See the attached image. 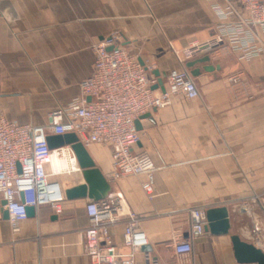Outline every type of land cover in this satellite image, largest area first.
Listing matches in <instances>:
<instances>
[{
	"label": "crops",
	"instance_id": "crops-1",
	"mask_svg": "<svg viewBox=\"0 0 264 264\" xmlns=\"http://www.w3.org/2000/svg\"><path fill=\"white\" fill-rule=\"evenodd\" d=\"M225 1L0 0V117L47 124L80 94L93 71L94 45L112 34L152 67L153 78L160 72L165 89L173 69L194 78L199 98L174 96L140 121L135 150L156 165L153 199L142 190L144 175L110 179L111 148L86 146L111 185L109 194L122 195L124 212L136 215L158 264H240L232 235L264 251V57L242 63L206 49L185 56L215 36L216 7ZM50 169L61 174L52 180L67 188L82 185L75 160L54 155ZM88 201L66 199L60 214L40 206L13 227L0 193V264H92L83 242ZM248 202L250 215L241 209ZM192 207L225 209L230 233L192 239ZM127 222L124 217L111 230L120 254L130 252L123 243ZM176 235L192 243L190 255L175 254ZM137 258L142 261L140 253Z\"/></svg>",
	"mask_w": 264,
	"mask_h": 264
},
{
	"label": "built area",
	"instance_id": "built-area-1",
	"mask_svg": "<svg viewBox=\"0 0 264 264\" xmlns=\"http://www.w3.org/2000/svg\"><path fill=\"white\" fill-rule=\"evenodd\" d=\"M216 13L215 36L187 50V60L204 49L231 53L242 63L264 57V0H226L216 7ZM121 42L118 34H112L94 45L92 74L81 82L78 96L49 115L47 124L36 126L0 117V193L13 227L28 218V207L51 205L60 214V204L67 199V184L56 182L49 175L53 150L49 148L48 135L74 133L85 146L111 148L110 179L144 175L142 190L149 199L155 197L156 165L146 152L135 150L141 138L136 122L169 106L174 96L195 100L199 91L185 69L166 74L165 92L153 90L157 80L151 76L152 67L142 63ZM75 181L85 184L82 170ZM124 205L120 194L88 201L86 214L90 224L83 233L87 256L92 264H158L150 252L143 251L148 240L138 227L136 215L125 213ZM241 209L250 215L252 203H244ZM188 213L192 239L201 237L208 224L206 209L192 207ZM124 217L128 222L123 243L130 250L128 254L118 252L111 232ZM174 251L178 257L188 256L192 243L176 235ZM139 253L142 261L137 258Z\"/></svg>",
	"mask_w": 264,
	"mask_h": 264
},
{
	"label": "water",
	"instance_id": "water-1",
	"mask_svg": "<svg viewBox=\"0 0 264 264\" xmlns=\"http://www.w3.org/2000/svg\"><path fill=\"white\" fill-rule=\"evenodd\" d=\"M113 48H109L111 51ZM143 63V61H141ZM195 72L192 75L195 76ZM153 75L157 79V84L153 86V90L161 89L165 92V87L159 71H154ZM91 101V98L88 99ZM150 114L145 115L142 119L149 117ZM137 130L141 131L140 121L136 122ZM47 141L51 150L70 146L76 153L81 170L82 177L85 182L84 185L69 189L66 192L69 200L88 199L91 201L104 200L111 191V185L108 179L104 176L99 168L96 167L87 147L74 134L69 133L65 135H48ZM5 205V203H4ZM36 208H27V217L35 216ZM5 216L9 217L8 211L5 210ZM208 224L205 232L212 235H228L230 233V223L228 213L225 209H211L207 213ZM231 241L233 244L235 258L240 264H264V251L256 247L252 243L243 241L239 236L232 235ZM146 252L150 251L149 247L143 249Z\"/></svg>",
	"mask_w": 264,
	"mask_h": 264
},
{
	"label": "bare ground",
	"instance_id": "bare-ground-1",
	"mask_svg": "<svg viewBox=\"0 0 264 264\" xmlns=\"http://www.w3.org/2000/svg\"><path fill=\"white\" fill-rule=\"evenodd\" d=\"M54 155H56V156H58L60 158L69 157L71 160H75L77 162L78 166H79V171L81 172V166H80L79 159H78L76 153L69 146L54 149L53 153H52L51 161H52V158H53ZM50 166H51V163H50L48 169L50 168ZM49 175H50V178L52 179L53 175L57 176V175H61V174H57L53 170H51Z\"/></svg>",
	"mask_w": 264,
	"mask_h": 264
},
{
	"label": "rangeland",
	"instance_id": "rangeland-1",
	"mask_svg": "<svg viewBox=\"0 0 264 264\" xmlns=\"http://www.w3.org/2000/svg\"><path fill=\"white\" fill-rule=\"evenodd\" d=\"M66 159H68V160H70V161H73V160H71L69 157H65ZM63 159V158H62ZM53 179H55V178H53Z\"/></svg>",
	"mask_w": 264,
	"mask_h": 264
}]
</instances>
